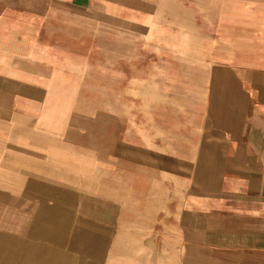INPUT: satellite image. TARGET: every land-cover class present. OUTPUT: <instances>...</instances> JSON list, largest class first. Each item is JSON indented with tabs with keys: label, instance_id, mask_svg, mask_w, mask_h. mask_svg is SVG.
I'll use <instances>...</instances> for the list:
<instances>
[{
	"label": "crops",
	"instance_id": "crops-1",
	"mask_svg": "<svg viewBox=\"0 0 264 264\" xmlns=\"http://www.w3.org/2000/svg\"><path fill=\"white\" fill-rule=\"evenodd\" d=\"M0 264H264V0H0Z\"/></svg>",
	"mask_w": 264,
	"mask_h": 264
}]
</instances>
